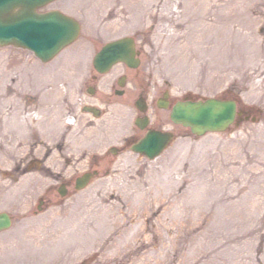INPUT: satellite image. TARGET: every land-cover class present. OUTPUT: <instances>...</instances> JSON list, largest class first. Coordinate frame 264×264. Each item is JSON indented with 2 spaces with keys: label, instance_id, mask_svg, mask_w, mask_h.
<instances>
[{
  "label": "rangeland",
  "instance_id": "374dc122",
  "mask_svg": "<svg viewBox=\"0 0 264 264\" xmlns=\"http://www.w3.org/2000/svg\"><path fill=\"white\" fill-rule=\"evenodd\" d=\"M178 1L59 0L45 9L59 6L72 13L82 30L53 61L43 63L26 48L0 46V125L12 127L0 138V211L14 217L13 232L24 227L18 224H28L24 228L35 233L41 247L21 248L19 255L14 248L11 255L6 245L11 234L0 236V264H16L18 258L23 264H44L49 258L55 264H264V113L256 123L200 137L176 126L179 133L172 144L148 159L133 151L105 152L109 140L122 142L136 128L132 101L114 95L113 106L94 127L84 122L95 117L78 106V96L89 100L82 82L94 49L111 38L134 35L146 55L136 71L144 74L142 85L151 82L153 93L167 85L175 97L187 90L220 95L233 83L246 99L264 108V0L224 5L242 10L244 19L233 22V34L220 38L226 50L216 52L197 43L192 31L183 35L186 27L170 20L173 12L165 21L150 17L155 8L174 10ZM182 1V7L190 6L189 0ZM121 16V22L112 24ZM120 69L114 67L115 72ZM132 90L128 86L127 94ZM161 112L169 114V109ZM100 157L106 169L86 188L64 196L56 192L53 202L33 215L42 191L54 185L59 172L73 176ZM26 165L31 167L17 169ZM221 173L231 176V184ZM235 184L236 194L262 203L260 226L251 225L243 236L235 227L230 232L237 235L229 236L228 229H213L211 235V216L197 219L199 223L182 218L184 203L215 201L223 197L224 186L231 190ZM105 214L121 226L87 228L88 220L96 227ZM177 214L181 218L173 224L170 219ZM57 229L59 236L48 234ZM121 233L122 247L114 244Z\"/></svg>",
  "mask_w": 264,
  "mask_h": 264
},
{
  "label": "water",
  "instance_id": "95a60500",
  "mask_svg": "<svg viewBox=\"0 0 264 264\" xmlns=\"http://www.w3.org/2000/svg\"><path fill=\"white\" fill-rule=\"evenodd\" d=\"M52 0H0V46L14 44L32 49L44 61L50 60L65 45L79 35L80 25L72 17L52 10L40 13L37 8ZM133 41L123 38L106 44L95 57V65L107 70L118 61L138 64L134 57ZM235 104L229 101L208 99L199 102L179 103L172 114L177 122L191 126L193 132L224 130L234 119ZM170 135L149 132L134 150L157 156L168 144ZM89 179L87 175L83 181ZM11 224L7 213L0 214V230Z\"/></svg>",
  "mask_w": 264,
  "mask_h": 264
},
{
  "label": "bare ground",
  "instance_id": "6f19581e",
  "mask_svg": "<svg viewBox=\"0 0 264 264\" xmlns=\"http://www.w3.org/2000/svg\"><path fill=\"white\" fill-rule=\"evenodd\" d=\"M158 2L160 3V1ZM233 2L235 1L224 0L223 2H221V0H189L190 6L182 7L183 1L179 0L178 3L174 5L176 6V8H172L174 10H171L169 8H155L149 12V15L152 19L157 17L160 18L162 21L169 20L170 18H172L170 20L176 22L175 24L177 26L186 27V29L183 31V35L190 34L192 31L191 35H194V39L197 41V43H199L201 46L204 45L203 48L205 49L208 48L216 52V50L220 51L224 49V43L221 42L223 45L220 43V38L225 34H233V27L229 28L231 27L233 22H242V19H244V13L242 12V10L236 7L228 9L226 6H224L228 3ZM233 5L235 6V3H233ZM171 12H173L174 15L169 18V14ZM122 20L123 17L121 16L120 18H117L112 21V24L121 22ZM224 50H226V48ZM50 92H48L47 94H50ZM18 112V110L13 111V115L16 116ZM11 129L12 127L4 128L3 125H0V138L4 139L5 136L11 132ZM223 175L224 173H221V178L225 180L226 184L233 181L229 179L231 176ZM34 176L36 177V175ZM223 180H221L222 183ZM238 189L239 187L236 184L231 187L232 191L226 190V187L224 186L221 190L224 191L221 194V196H223L222 198L216 199L215 201L212 199L211 201H206L201 204L194 203L197 207L196 209L193 207V203L189 202L187 203V205L184 203L182 218H192L194 221L196 220L197 223H199L200 220L198 221L197 219H201L203 216H211V218H209V220L211 219V222H209V224L207 223V232L211 235L215 233L213 232V229H228L230 232V228L232 227H235L236 230L242 229V233L240 234L241 236L247 234L246 231H248V228L251 225L258 226L260 224V222L258 221L260 220V216L262 215L261 212L263 210V206L262 203L256 199H245L239 196V194H236ZM22 196L25 197L24 194ZM234 196H237V198L233 199L232 197ZM214 207L216 208V210ZM169 215H171V212L169 213ZM110 218L111 215L107 214L100 217L99 219H97L99 223L96 227L90 222V220H88V222H86L87 228L93 227V230H97L101 228H107L108 225H110V228H113L115 223L118 224L116 225V227L121 226V224L117 223L118 220L116 221V219L114 218L113 224L110 221ZM180 218L179 214H177L176 216L173 215L171 219H169L174 224L177 223ZM88 219L94 221L96 218L94 216H90V218L88 217ZM214 219L217 221V223H215L216 221ZM49 233H52L51 235L58 234L59 236L61 234V230L57 229L55 231L48 232V234ZM123 235L124 234H119L118 238L115 239L114 244L116 243L117 245H120V247H122L121 241H123ZM231 235H237V231L230 232L229 236ZM133 239V235L132 237H128L127 244H129V242H132Z\"/></svg>",
  "mask_w": 264,
  "mask_h": 264
},
{
  "label": "flooded vegetation",
  "instance_id": "af4514ba",
  "mask_svg": "<svg viewBox=\"0 0 264 264\" xmlns=\"http://www.w3.org/2000/svg\"><path fill=\"white\" fill-rule=\"evenodd\" d=\"M136 40V39H135ZM139 41V40H138ZM137 42V41H136ZM138 43V42H137ZM136 49L138 50V56L142 59L145 57V51L141 44L136 45ZM130 67L128 65L124 64V69L121 73L116 74L112 79L108 80L106 79V74L100 73L95 67H92L91 69H87L86 73L83 78V84L86 85V88H89L90 86L94 87V91H88L91 92L93 95V98H95L94 101L88 102V103H82V108H88L92 111V113H99L98 118L94 119H87L84 123L88 127H94L96 126L95 120L101 118L104 114L108 112L109 106L113 104V96L114 95H126L128 93V85L125 84L122 86L120 83L124 79L126 82L130 81L129 87L134 90H132L135 93V99L134 104L137 108V117L144 118L150 113V123L148 124L147 128L141 129L138 125H136V128L134 131L124 138V140L121 141H115V140H109V144L106 146V153L109 151L110 153L114 152H126L129 151L131 148V145L138 141L142 136H144L149 128L162 130V131H170L173 133L174 137L178 135L179 131L176 126H179L175 124L171 118H169L168 114L161 112L160 109H154V103L156 102L157 106L160 108V101L163 97H169V109L171 110L172 107L175 105V103L179 100H185V99H199L202 98L200 94H195L190 92L189 90L184 91V93L181 95V97H175L174 95L169 94V87L167 85L160 88L155 95H151L150 90V84L146 87L142 85L143 83V75L144 74H138L137 71L135 73L128 72ZM106 85V86H105ZM99 87V90L96 88ZM107 87V90H104L101 87ZM92 89V88H91ZM170 95V96H169ZM221 99H227V100H235L237 104V119H236V125L242 123V122H249V121H255L257 120L261 114H263V111L260 106L255 101H251L245 98V96L242 94V89L236 85V84H229L226 88L222 90V93L220 95H215ZM242 96V97H241ZM145 100L146 101V109L145 111H140V109L136 106L137 100ZM150 106L152 109L150 110ZM116 139V138H113ZM119 139V138H118ZM100 152V150H98ZM103 154V153H102ZM104 158H98L97 162L92 163V166L81 171L80 173H74L73 176L70 175L68 177H62V173H58L56 177H58V181L55 180L54 185L50 188H45L40 197H39V207L42 209L45 205L50 204L53 202L54 198L56 197V192L61 195V191H65V193H68L70 190H76L77 186V178L82 176L85 172H96L94 177L100 173L103 169H106V166H103L101 163ZM31 160H38V162H41L42 165L43 159L41 161L37 158L32 157ZM108 166V165H107ZM28 167L31 166H19V168L22 170V172ZM77 191V190H76Z\"/></svg>",
  "mask_w": 264,
  "mask_h": 264
}]
</instances>
